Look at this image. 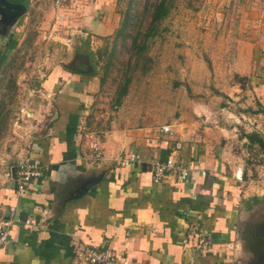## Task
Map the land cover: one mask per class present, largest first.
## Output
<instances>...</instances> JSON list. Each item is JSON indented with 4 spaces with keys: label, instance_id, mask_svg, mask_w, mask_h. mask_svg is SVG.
I'll return each mask as SVG.
<instances>
[{
    "label": "crops",
    "instance_id": "obj_1",
    "mask_svg": "<svg viewBox=\"0 0 264 264\" xmlns=\"http://www.w3.org/2000/svg\"><path fill=\"white\" fill-rule=\"evenodd\" d=\"M10 1L24 5L25 12L17 19L23 17L26 22L33 10L49 0ZM97 1L86 7L89 15L83 19L86 46L88 41L100 46L119 26L113 0ZM234 5L245 18L239 24L241 32L246 24L257 26L264 17V0H235ZM56 9L61 19L65 9ZM73 10L66 8V12ZM55 30L57 23L52 27ZM11 41L0 20V50ZM6 50L0 51V67ZM66 69H54L44 79L46 89L58 96L51 124L29 141L26 152L10 161L8 170L0 171V219L10 221L7 243L0 247V264H72L84 247L112 253L117 264H264V223L254 237L257 244L248 249L239 230L245 214L255 210L258 199H264V165L255 167L251 161L264 153L251 150L247 138H236L235 126L226 127L221 120L235 109L257 116L259 102L264 109V78L256 86L257 78L250 76L255 85L248 88L234 82L231 89L221 92L224 99L218 106L185 107L183 114L161 123L171 125L172 131L163 133L139 119L132 123L119 111L105 110L100 119L88 115L99 79L89 70ZM66 83L73 86L65 87ZM240 98L243 103L238 102ZM86 133L100 141V160L90 156ZM241 140V147H248L246 158L235 146L229 149ZM129 151L138 152L141 160L120 165L117 159ZM24 156L37 161L43 172L18 197L17 166ZM167 158L190 170L187 181L181 183L171 173L161 182L152 180L151 163ZM240 162L244 168L241 181L233 175ZM249 171L258 173L248 182ZM90 181L96 182L73 197ZM77 264L87 263L79 260Z\"/></svg>",
    "mask_w": 264,
    "mask_h": 264
},
{
    "label": "rangeland",
    "instance_id": "obj_2",
    "mask_svg": "<svg viewBox=\"0 0 264 264\" xmlns=\"http://www.w3.org/2000/svg\"><path fill=\"white\" fill-rule=\"evenodd\" d=\"M146 1L113 0L119 17L118 28L128 15L125 29L128 35L115 37L114 34L100 46L90 41L86 46L83 40L86 22L83 19L89 15L86 7L97 0H67L61 6L65 9L61 19L56 17L58 10L49 0L42 8L33 10L26 22L21 17L7 26L3 23L6 33L12 35L10 46L13 47L9 49L7 45L0 50L9 49L0 67V171L8 170L10 161L21 151L26 152L29 141L51 124L56 110L54 100L58 96L46 89L44 79L54 69L66 72L68 63L77 53H88L91 62L88 70L99 79L93 101L88 104V115L95 114L99 119L105 110L119 111L132 123L139 119L141 123L159 127L171 117L183 114L185 107L218 106L224 99L221 92L231 89L234 82L240 86L234 77L237 73L246 76L251 71L249 77L253 75L262 82L264 17L257 26L246 24L241 32L239 24L245 18L234 8L235 0H190V5L186 0H175L168 15L158 24V33L148 39L144 56L149 59L144 57L136 62L130 35L136 29L145 30L149 20L144 10ZM51 6L55 8L52 12L49 11ZM66 8L74 10L66 12ZM90 9L93 8H89V12ZM55 23L57 30L52 31ZM98 25L99 22L98 31H102V26ZM89 27L94 31L93 24ZM125 77L130 78L128 94L123 97L122 105L113 108L115 91ZM71 86V83L65 84V87ZM244 98L238 102L243 103ZM98 104L102 106L95 107ZM232 111L226 112L221 120L226 127L235 126L236 138L253 130L264 137V113L251 116L237 109ZM241 142L243 140L235 142L229 149L235 146L246 158L248 147L242 148ZM254 149L260 153L256 147ZM251 161L255 167L264 165V157ZM252 162L247 163L249 168L253 167ZM237 168L242 169L243 179V164H236L235 170ZM249 173L248 182L258 171ZM250 189L256 192L253 184ZM255 204V210L245 214L239 229L247 249L257 244L254 237L257 238V230L264 223V199H258Z\"/></svg>",
    "mask_w": 264,
    "mask_h": 264
},
{
    "label": "built area",
    "instance_id": "obj_3",
    "mask_svg": "<svg viewBox=\"0 0 264 264\" xmlns=\"http://www.w3.org/2000/svg\"><path fill=\"white\" fill-rule=\"evenodd\" d=\"M67 0H53V5L56 8L61 7ZM27 114V113H26ZM157 132L170 133L171 125L163 124L154 129ZM87 147L90 150V156L93 160H100L102 156V146L100 141L91 133H86ZM149 141L146 138V142ZM120 165L126 166L131 162H138L141 160L140 155L136 151H129L125 156H121L118 159ZM42 168L37 161H33L30 158L24 156L20 159L17 166V187L16 195L22 197L27 190V186L31 181L39 178L42 175ZM151 178L155 182H161L164 177L171 173L174 174L177 180L181 183L187 181L190 176V170L179 162L174 161L171 158L165 160H156L151 163L150 166ZM202 174H205V170H201ZM234 178L242 180V169L237 168L234 170ZM14 209V207H11ZM26 223H30L29 219H26ZM10 221L0 219V247L4 246L8 240V228ZM79 260H84L87 264H117L116 257L106 251H98L92 247H84L78 251L76 257L73 259L72 264H77Z\"/></svg>",
    "mask_w": 264,
    "mask_h": 264
},
{
    "label": "trees",
    "instance_id": "obj_4",
    "mask_svg": "<svg viewBox=\"0 0 264 264\" xmlns=\"http://www.w3.org/2000/svg\"><path fill=\"white\" fill-rule=\"evenodd\" d=\"M174 1L175 0H152V1L147 0L144 3V10L148 12V17H149L145 30L142 31L140 29H136L135 33L130 35L131 49H132L131 51L133 56L135 57L136 62H138L140 58H144V57L147 60L149 59V57L144 56V50L147 47L148 39L152 38L158 33V24L163 18H165L168 15L170 9L174 4ZM186 1L188 5L191 4L190 0H186ZM127 19H128V15L121 22L122 26L118 28L117 31L115 32V37L128 35L127 31L125 30L127 26ZM146 69L147 67L144 70ZM234 77H235V81H238L241 88H245V86L252 87V84L255 85V83L251 82L249 76H245V75L241 76L236 74ZM129 80H130L129 77H125L123 79V82L119 84V86L115 91L116 93L113 104L118 105L120 103L122 96L125 95V93L128 90V84L130 82ZM257 82L258 83H256V86L262 83L259 81ZM258 106L259 107L257 108L255 113H259V112L264 113V109L260 102L258 103ZM244 136L247 138L248 147H250L251 150L254 149V147H256L258 151L264 153V137L257 130H253L249 133H245Z\"/></svg>",
    "mask_w": 264,
    "mask_h": 264
},
{
    "label": "water",
    "instance_id": "obj_5",
    "mask_svg": "<svg viewBox=\"0 0 264 264\" xmlns=\"http://www.w3.org/2000/svg\"><path fill=\"white\" fill-rule=\"evenodd\" d=\"M23 12H25V7L23 4L14 3L10 0H0V20L5 24V26L18 18L21 14H23ZM55 116H57V111H55ZM95 182L96 181H90L86 182V184H83L73 197L80 196L82 193L87 191L89 183Z\"/></svg>",
    "mask_w": 264,
    "mask_h": 264
},
{
    "label": "flooded vegetation",
    "instance_id": "obj_6",
    "mask_svg": "<svg viewBox=\"0 0 264 264\" xmlns=\"http://www.w3.org/2000/svg\"><path fill=\"white\" fill-rule=\"evenodd\" d=\"M84 55V57H82ZM90 56L85 55L84 53H77L76 57H74V60L68 63V68L72 70H88L90 66Z\"/></svg>",
    "mask_w": 264,
    "mask_h": 264
}]
</instances>
